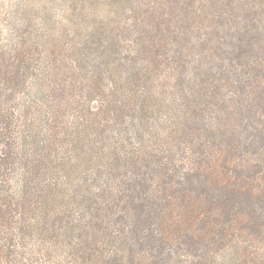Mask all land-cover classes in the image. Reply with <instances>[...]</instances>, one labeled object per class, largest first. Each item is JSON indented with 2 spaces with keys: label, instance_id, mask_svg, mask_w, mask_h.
Instances as JSON below:
<instances>
[{
  "label": "trees",
  "instance_id": "1",
  "mask_svg": "<svg viewBox=\"0 0 264 264\" xmlns=\"http://www.w3.org/2000/svg\"><path fill=\"white\" fill-rule=\"evenodd\" d=\"M47 3L0 6V264H264V0Z\"/></svg>",
  "mask_w": 264,
  "mask_h": 264
},
{
  "label": "rangeland",
  "instance_id": "2",
  "mask_svg": "<svg viewBox=\"0 0 264 264\" xmlns=\"http://www.w3.org/2000/svg\"><path fill=\"white\" fill-rule=\"evenodd\" d=\"M40 2H43V4H46L47 6L48 2H50V12H49V20L48 24L51 27L58 26L56 21L59 17H65V18H72L74 14L79 11L82 15L87 16L85 20H87L84 24L88 27L89 24L93 23H103L108 22L109 24L112 23V13H109L107 11V7H111L113 5L111 2L112 0H39ZM20 3L23 8L24 3L29 4V0H0V6L4 10H11L15 7L17 3ZM124 5V16H128L129 14L132 15V12L129 13L127 9L126 3H123ZM74 11V13H72ZM28 13L31 15V18L34 20H38L36 17V12L31 9L28 11ZM36 17V18H35ZM129 25V22L127 23ZM65 27H73L78 28V23H72L69 22ZM124 27V24L122 25L121 29ZM125 34H123L122 37H124ZM79 39L74 40V42H78Z\"/></svg>",
  "mask_w": 264,
  "mask_h": 264
}]
</instances>
